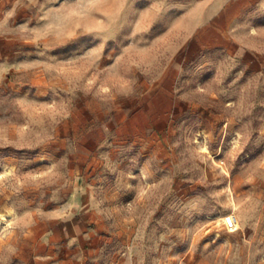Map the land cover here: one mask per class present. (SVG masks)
<instances>
[{
	"label": "rangeland",
	"instance_id": "rangeland-1",
	"mask_svg": "<svg viewBox=\"0 0 264 264\" xmlns=\"http://www.w3.org/2000/svg\"><path fill=\"white\" fill-rule=\"evenodd\" d=\"M0 264H264V0H0Z\"/></svg>",
	"mask_w": 264,
	"mask_h": 264
},
{
	"label": "built area",
	"instance_id": "built-area-1",
	"mask_svg": "<svg viewBox=\"0 0 264 264\" xmlns=\"http://www.w3.org/2000/svg\"><path fill=\"white\" fill-rule=\"evenodd\" d=\"M224 227L229 231L237 230L238 220L236 216L229 215L223 219Z\"/></svg>",
	"mask_w": 264,
	"mask_h": 264
},
{
	"label": "bare ground",
	"instance_id": "bare-ground-1",
	"mask_svg": "<svg viewBox=\"0 0 264 264\" xmlns=\"http://www.w3.org/2000/svg\"><path fill=\"white\" fill-rule=\"evenodd\" d=\"M1 216L2 218H5L6 215L2 214ZM238 225H239V222H238ZM238 225H237V228H238Z\"/></svg>",
	"mask_w": 264,
	"mask_h": 264
}]
</instances>
